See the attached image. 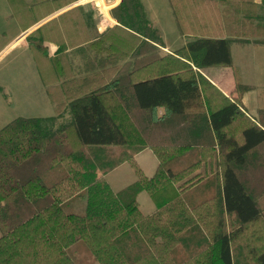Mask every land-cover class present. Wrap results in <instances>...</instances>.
<instances>
[{
	"label": "trees",
	"instance_id": "obj_1",
	"mask_svg": "<svg viewBox=\"0 0 264 264\" xmlns=\"http://www.w3.org/2000/svg\"><path fill=\"white\" fill-rule=\"evenodd\" d=\"M70 1L8 0L26 27ZM170 2L179 20V8L194 7ZM202 7V32L181 21L194 38L171 53L140 0H121L116 25L92 38L71 28L81 8L27 36L57 118L70 120L52 128L54 120L17 117L0 129V264H75L69 251L79 247L100 264H238L234 245L247 233V256L264 264V209L241 176L264 168V110L250 117L248 86L237 81L231 99L199 71L231 65L233 42L264 44V0ZM82 17L90 29L91 14ZM44 40L57 42L55 57ZM69 48L82 60L77 75ZM145 148L158 161L151 176L133 159ZM124 162L137 179L114 191L105 175ZM141 191L154 212L140 209ZM78 198L83 214L66 212Z\"/></svg>",
	"mask_w": 264,
	"mask_h": 264
},
{
	"label": "crops",
	"instance_id": "obj_2",
	"mask_svg": "<svg viewBox=\"0 0 264 264\" xmlns=\"http://www.w3.org/2000/svg\"><path fill=\"white\" fill-rule=\"evenodd\" d=\"M112 1L114 3V6L110 9L109 15L107 17V21L110 25L107 28L101 29L98 27V22L95 18V8L91 0H83V2H81L80 0H71L66 5L53 10L47 16L43 17L39 21L27 27L23 26L18 21L16 16L13 14L12 8L8 0H0V59L5 58L15 49H18L17 54L13 55V60H11V63L12 61H14V59L15 61L17 59V61L22 66H24L27 71H30L31 59H32L36 73L39 76L40 82L42 83L37 63L35 61L32 50L29 47L27 36L30 33H32L34 30L42 26L43 24L58 17L64 12L72 10L74 8H81L82 11L81 14L79 15L77 25L76 26L73 25L71 26V28H73V31H76L80 36H83V34L88 33L91 35L92 38L95 33V30L99 34H101L107 29L116 25L117 22L112 18L111 11L112 9H114L116 6L119 5L121 0H112ZM189 1L190 3H192V6L194 1H196L195 3L198 5L194 6L193 9L190 11L187 8H182V9L179 8V12L181 15L180 17L181 19L179 20L170 0H164L168 9V16H169L168 18H166L167 20L166 25L170 28V32L172 33L171 37H169L166 34L164 25L160 24V21H162L160 16H158V14L154 11L156 0H140L150 26L156 29L161 36L163 42V47H162L163 52L171 53L172 51H175L183 47L189 40L194 38L193 35L183 32L182 25L180 24L181 21L183 22L185 28L194 29L202 32V0H189ZM260 1L261 0H254V2L257 4H259ZM26 2L33 3L34 0H26ZM82 13L91 14L92 25L91 27H89L90 29H88V26L87 28L85 27L86 24L84 18L82 17ZM192 18L194 19V22L196 20L198 21L195 23H191V21H193ZM211 24L212 23H209V25ZM42 44L46 50L47 57H55L57 55L58 44L56 41L44 40ZM250 49L252 50V52L249 53L248 51H246ZM67 53L69 56V60L71 61V64L74 69V75H77L80 72V68L82 67L81 57L77 54V52H75V49L73 48H69L67 50ZM230 53L232 58L231 65L210 66V67L202 68L199 71L213 85H215L218 89H220L223 94H225L227 97L231 99L238 97L237 81H239L243 85L248 86V89L242 95L241 102L247 115L255 118L257 117L259 110H264V99L258 97V95L255 94L254 95L252 94V97L250 96V94L256 90L261 89L262 91H264V44H254L252 42H242V43L233 42L230 46ZM6 66L7 65H3L2 69L3 70L7 69ZM1 75H2V71L0 73V76ZM0 81H1L0 89L2 90L6 89V91L8 92L6 96L7 98L4 99L2 102L5 104L8 102L13 103L14 101L13 88L9 87L8 84L5 85L2 80ZM42 85L44 86V91L47 94L45 85L43 83ZM146 149L150 150L153 153V151L150 148H145L140 152L136 153L133 158L135 164L138 165L142 171H143L142 166L139 164L137 157L142 151ZM126 163L130 164L129 162H124L105 175L106 181L110 184V186L114 191H118L124 188L125 186L120 189H114L110 181L107 179V176L119 170V168H121ZM142 173H144V175L146 176L152 175L151 172L150 173L142 172Z\"/></svg>",
	"mask_w": 264,
	"mask_h": 264
},
{
	"label": "rangeland",
	"instance_id": "obj_3",
	"mask_svg": "<svg viewBox=\"0 0 264 264\" xmlns=\"http://www.w3.org/2000/svg\"><path fill=\"white\" fill-rule=\"evenodd\" d=\"M188 1V0H187ZM205 1H215V0H202ZM194 1L193 6H197L198 4ZM209 4V3H208ZM209 6L205 5V10L203 14L206 16H210L209 14ZM203 8V7H202ZM154 11L160 16L161 20L160 24L164 25L166 30V34L171 37L172 33L170 32V28L166 25L168 18V9L164 2V0H156ZM109 14V12H108ZM261 22H264V11L260 12ZM95 18L97 22L102 21V15L95 11ZM191 19V18H190ZM203 19V18H202ZM191 23H195L194 19ZM190 22V21H189ZM209 22H211L209 20ZM167 28V29H166ZM254 49V48H253ZM235 50V48H234ZM11 51V50H10ZM249 53L252 50H246ZM245 51V52H246ZM18 49H15L12 53L8 54L5 58L0 59V73L2 71V75L0 76V80L4 82V84H8L9 87L13 88L14 91V101L3 103L2 101L6 99L8 92L6 89H0V129L9 123L11 120L17 117H35L42 118L44 120H54L56 121L48 127H58L60 124H64L70 120V115L66 112L62 117L57 118V115L54 110V104L51 101L50 97L45 93L44 86L40 82L39 76L36 73L33 60L31 59V68L30 71H27L24 66H22L16 59L13 60V55L17 54ZM244 52V51H243ZM261 52V51H260ZM9 53V52H7ZM259 53V52H258ZM3 65H7V69H2ZM14 65V66H13ZM1 83V81H0ZM258 95L264 99V91L256 90L250 94ZM55 124V125H54ZM137 160L139 164L142 166L143 171L145 173H150L155 170L157 165V160L154 154L146 149L142 151ZM243 182L247 188V190L255 197L256 201L260 205L261 209H264V168L252 171H246L241 174ZM107 179L110 181L111 185L114 189H120L137 179V174L135 172V168L131 164H124L119 170L114 172L113 174H109ZM137 200L140 206V209L145 214H150L154 211V204L149 198L148 194L145 191H141ZM85 206V199L78 198L76 201L70 203L65 211L68 213H76L83 214ZM228 220V221H227ZM229 219L226 218L227 229H233L229 226ZM260 236L264 238V226L259 225ZM254 233V231H252ZM250 233L246 235L238 234L237 241L234 245V253L237 256L238 264H253V262L249 259L246 253V244L247 240L251 238L249 236ZM249 236V237H247ZM247 237V238H246ZM246 239V242H245ZM253 245H260V241ZM70 255L75 259V264H100L95 261L93 257L86 252L82 247L76 250H70Z\"/></svg>",
	"mask_w": 264,
	"mask_h": 264
},
{
	"label": "built area",
	"instance_id": "obj_4",
	"mask_svg": "<svg viewBox=\"0 0 264 264\" xmlns=\"http://www.w3.org/2000/svg\"><path fill=\"white\" fill-rule=\"evenodd\" d=\"M83 2V0H80ZM95 11L102 15V21L100 20L98 23V27L103 29L107 28L110 24L107 21L108 12L110 9L114 6V3L112 0H91Z\"/></svg>",
	"mask_w": 264,
	"mask_h": 264
}]
</instances>
